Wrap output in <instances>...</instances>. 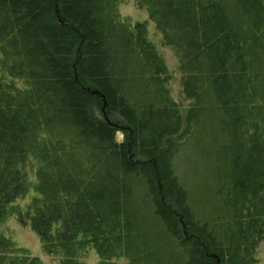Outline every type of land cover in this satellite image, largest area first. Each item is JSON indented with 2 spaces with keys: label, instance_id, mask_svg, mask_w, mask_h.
<instances>
[{
  "label": "trees",
  "instance_id": "16d2710c",
  "mask_svg": "<svg viewBox=\"0 0 264 264\" xmlns=\"http://www.w3.org/2000/svg\"><path fill=\"white\" fill-rule=\"evenodd\" d=\"M120 2L0 0V264H42L11 217L57 264H255L264 0H135L179 59L183 115Z\"/></svg>",
  "mask_w": 264,
  "mask_h": 264
},
{
  "label": "rangeland",
  "instance_id": "374dc122",
  "mask_svg": "<svg viewBox=\"0 0 264 264\" xmlns=\"http://www.w3.org/2000/svg\"><path fill=\"white\" fill-rule=\"evenodd\" d=\"M119 13L122 17L128 18L133 22H143L146 25L148 36L157 46L159 53L165 60V64L169 74V88L172 97L179 105L182 115L186 113L191 100L187 98L183 92L182 88V75L179 68V59L174 51L167 46H163L161 43V35L156 30L155 24L148 17L147 11L145 8L136 4L135 0H121L119 4ZM112 123L115 124V127H118L116 132V141L121 142L124 140L123 129L125 125L122 124L121 119L118 116H115L111 119ZM188 182H191L188 178ZM191 199H196L197 197L194 190H190ZM33 195L32 191L25 196V199H19L18 203L24 205L28 202V199ZM7 225L9 230L12 233L13 239L17 242V245L26 248L30 254L40 258L42 264H57L58 257L54 255L45 254L40 245L39 238L37 234L30 228L28 225H23L18 222L14 217H11L7 220ZM257 262L255 264H264V240L259 244L257 248ZM84 260L88 263H95L98 261L97 255L94 251H90ZM114 264H127L126 260L118 259L113 261Z\"/></svg>",
  "mask_w": 264,
  "mask_h": 264
}]
</instances>
